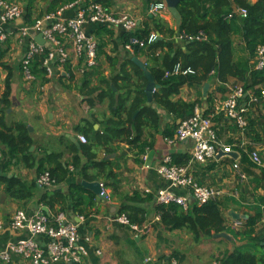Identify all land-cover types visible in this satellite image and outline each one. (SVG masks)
Wrapping results in <instances>:
<instances>
[{
    "label": "crops",
    "instance_id": "0c3cea01",
    "mask_svg": "<svg viewBox=\"0 0 264 264\" xmlns=\"http://www.w3.org/2000/svg\"><path fill=\"white\" fill-rule=\"evenodd\" d=\"M21 3L24 7L26 0H9ZM152 1L165 0H107L104 6L108 11L118 14L129 12L140 27L152 26L151 16L148 12V6ZM255 3L257 0H248ZM49 0H34L32 3L33 17L45 12L48 7ZM73 12L66 11L64 16L69 17ZM170 28L175 29L176 23L169 11L163 13L160 17ZM18 24V23H16ZM95 25H86L84 27L86 33L93 36L97 43L103 42L105 46L102 53L112 57L113 61H106L105 56L99 55L97 58V70L91 78V87L97 86L103 88L101 77L110 79L119 71V66L133 53H128L122 48L123 31L119 27L109 30L108 34L96 35ZM176 34L174 40L183 43L188 41H178ZM39 35H34V37ZM160 36L158 35V38ZM161 38V37H160ZM159 40V39H157ZM235 56L243 55L244 42L241 37L235 35L233 38ZM8 50L2 61L8 69L0 65V95L4 90V82L10 71L11 73V101L12 106L7 110L5 121L10 123L22 122L26 125L32 146L29 149L32 157L35 159L33 168L23 166L19 158L13 160L7 167L8 176H14L21 180L32 183L37 177L38 161L42 158L51 156L52 154H61L60 164L67 173L66 180L59 183L53 188L55 193H59L65 200L62 204L54 203L51 207L39 203V198L43 191L36 189L32 197L14 201L3 193V186L0 187V219L5 223L12 213L18 209L25 211L28 215L35 212H43L48 215L52 213H62L69 222L79 224V232L83 236H89L92 239V249L87 257L83 258L78 264H206L201 262L197 255L205 253V249H195L196 255L190 256L188 250L191 248L180 242L181 232L167 231L159 222L155 220V213L151 210L146 223L151 225L147 235L136 236L129 228L112 221L118 214L119 209L123 205L125 196H133L135 194L143 197L150 191L151 195L162 188L167 187V183L161 179L155 169L159 165L161 159L166 154L187 153L191 149V143L182 142L175 147H170L164 142L163 135L166 125L171 124V117L166 114L163 109H158L162 115V124L159 131L154 133L152 130L145 129L143 141L147 144L144 148L141 143L129 144L123 140H117L112 145V150L99 142V135L105 130L104 120L110 116V108L107 100H102L89 108L85 99L80 95L82 75L73 72L71 80L64 71L58 70L56 76L52 79L44 81L36 78L31 83L23 80L19 68V62L22 57L23 49L13 50L10 48V42L6 44ZM47 47V46H46ZM49 47V46H48ZM138 62L145 63L143 59H136ZM115 63H117L115 65ZM112 65V66H111ZM243 77L231 79L223 86V92L217 91L219 86L216 79L196 86H183L177 96H173V100H182L188 103H195V106L203 113L209 111V115L213 116L214 128L217 131L221 141L226 145L246 146L245 135L230 123L222 114H218V110L223 101L227 98L230 91L239 85H242ZM205 85H208L206 96L202 91ZM243 86V85H242ZM114 89V88H113ZM209 97V101H206ZM151 104V103H150ZM251 108V107H250ZM249 108V118L255 120V135H257V150L259 152L262 166L259 168L250 167L248 181L240 186L241 195L238 205L232 204L231 198L223 199L229 201V204L222 208V214L225 218V224L234 232L242 233L244 227L233 228V220L243 221V217L252 214V208L259 206L261 217L256 225L255 235L264 239V115L262 107ZM179 121V120H178ZM177 121V122H178ZM87 133V143L92 147L96 161H107V170L111 171V176L107 177L106 173L96 169H88V175L96 177L97 180H85L82 178L79 170L74 168L73 160L74 152L70 150L69 144H75L78 148L80 142L79 135L84 136ZM74 139V143L71 139ZM86 138V137H85ZM234 141L235 143H230ZM79 146H78V145ZM246 147H248V145ZM238 148H234V154L237 155ZM80 160V166L86 163V159L81 153L77 154ZM146 157V158H145ZM238 158V155L236 156ZM6 159V157H5ZM56 164H45L46 168H53ZM200 167V166H199ZM245 167V166H244ZM243 167V168H244ZM196 172V177L202 184L211 186H220L228 177L227 173H223L215 168H202ZM57 174L61 175V171L57 170ZM81 181L98 182L105 191L108 201L105 199L98 200L97 196L90 190L81 186ZM71 185H80L84 191L79 190V195L84 198L83 204L73 207L69 198V187ZM51 190V189H50ZM92 195V203H88L89 194ZM175 193L181 196H187L185 189H175ZM149 194V193H148ZM235 201V200H234ZM226 234L224 239L226 242H232V246L225 245L220 251L222 255L227 250H233L234 246L241 248L248 247L245 245L244 239L238 236L233 238L231 233ZM25 232H18L4 227L0 234V250L9 242L17 241L25 238ZM94 250L100 251L96 254ZM219 252V251H218ZM172 253L177 254V260L172 258L167 260ZM164 258V259H163ZM212 263V262H211ZM3 264V263H0ZM9 264H25L17 257ZM64 264V263H56Z\"/></svg>",
    "mask_w": 264,
    "mask_h": 264
},
{
    "label": "trees",
    "instance_id": "16d2710c",
    "mask_svg": "<svg viewBox=\"0 0 264 264\" xmlns=\"http://www.w3.org/2000/svg\"><path fill=\"white\" fill-rule=\"evenodd\" d=\"M33 1L26 0L24 7V20L30 24L43 14L54 12L74 0H49L45 12L36 17H33ZM94 1L104 6L107 5V0ZM236 7L245 9L246 16L240 17L234 13ZM176 10L180 17V23L175 29L170 28L162 19L155 17H151V28L150 26L137 27L135 33L132 34L133 36L144 39L150 32L154 31L161 37V40H156L143 48H135L133 55L121 63L119 71L114 76H111L110 79L105 77L99 79L103 88L91 87V78L95 75L97 65L82 74L80 95L83 96L88 107L91 108L102 100H107L109 103L111 114L104 120L105 130L99 135V142L105 147L109 146L108 148L111 150L112 144L117 140H126L129 144L142 142L144 148L147 145L143 141L144 130L148 129L157 133L162 124V115L159 114L158 109H163L171 117V124L166 125L167 128L163 135L172 137L177 128V121L191 117L196 107V102L188 103L172 99L173 96L179 94L180 89L185 85H202L214 78L219 84L217 91L223 92V86L231 79L243 77L244 91H252L258 95V87L264 88V68L262 70L253 69L255 50L259 45H264V0H257L255 3H250L248 0H180ZM230 14L232 17L228 18ZM96 27V35H104L106 31L109 33L105 27ZM176 34L201 35L202 38L179 43L174 40ZM132 35L123 32L121 45ZM235 35L241 37L244 42L243 55L239 57L235 56L233 42ZM104 46L105 43H98L97 58L104 54L102 53ZM7 50L6 43H0V65L6 69L8 67L2 61ZM103 56L107 62L113 61L112 57L105 54ZM42 58L43 56H39L32 61L31 71L35 78H41L44 81L45 72L42 68ZM137 58L145 61V69L152 76L155 84L152 102L148 106L145 105L147 80L144 76V70L135 60ZM175 64H180L182 68L190 67L194 70V74H171L165 77V71H170ZM63 68L64 73L72 80L73 72L69 64ZM206 98V101H209V97ZM11 106V73L9 71L4 82V90L0 95V151L2 155L0 187L3 186V193L8 198L19 201L32 197L34 191L40 188L35 184V181L27 183L20 178L8 176L7 167L13 160L19 158L26 168H33L36 162L29 152L32 141L26 125L22 122L9 124L4 120L7 116V110ZM254 107H262L264 110V104L261 101L259 104L251 106V108ZM248 113V126L245 134L251 136L255 134L256 122L249 118ZM204 115H209V111H205ZM261 117L264 119V115ZM84 136L87 140L86 132H84ZM87 141L85 144L80 143L79 148L75 144H69L70 150L76 153L73 166L80 171L83 179L97 180L96 177L88 175V169L105 172L108 162L96 161L92 151L93 146L89 145ZM230 143L235 142L230 141ZM78 153H81L86 159L83 166H80ZM60 159L61 154L58 153L38 161L37 174L47 171L50 177L54 179V186L50 188L51 190L41 189L43 193L39 198V203L43 205L51 207L54 203L62 204L65 200V197L53 191V188L64 182L67 177L66 171L60 164ZM189 159L188 152L171 155L172 163L179 166L187 164ZM52 162L56 164L53 168L45 167V164L49 166ZM240 163L242 167L245 166L243 170L248 174L249 168L254 167L243 152H241ZM213 166L208 167L210 169ZM57 170L61 171V175L57 174ZM106 175L107 177L111 176L109 169ZM79 190L84 191L80 185L69 187V200L74 208L83 204L84 201V198L78 194ZM92 198V195L89 194L88 203H92ZM241 198H243L242 195ZM262 202L264 204V199ZM228 204L229 201L223 200L210 201L202 205L191 202L188 209L184 211L176 204H157L155 196L150 193L143 197L135 194L124 197L123 205L118 214L126 215L131 224L142 226L148 219L151 212L149 208H151L159 217L160 226L170 232L185 230L191 235L194 242L213 238L222 233H231L234 239L240 236L246 240L245 245L248 247L234 246L233 250L225 251L221 259H214L212 263L264 264V246H262L264 239L255 235L256 225L261 217L260 207H253V213L243 217L242 227L244 230L242 233L234 232L233 234V231L226 226L222 214V208ZM232 204L238 205V201L232 200ZM55 214L57 212L52 213V215ZM172 258L177 260V254L172 253L167 260Z\"/></svg>",
    "mask_w": 264,
    "mask_h": 264
},
{
    "label": "built area",
    "instance_id": "2783aa9c",
    "mask_svg": "<svg viewBox=\"0 0 264 264\" xmlns=\"http://www.w3.org/2000/svg\"><path fill=\"white\" fill-rule=\"evenodd\" d=\"M66 11L73 12V15L64 16ZM167 11L164 1H152L148 6V12L153 17H160ZM24 13L25 9L21 3L0 0V43L10 42L11 49H23L19 65L26 83L36 79L31 71V63L39 56H43L41 63L46 79H52L58 70L64 71L63 67L67 64L71 71L75 70L80 75L95 67L98 43L93 36L86 33L84 29L86 25L109 29L119 27L124 33L131 35L138 27L136 19L129 12L114 14L94 0H74L54 12L45 13L40 18L34 19L31 24L25 22ZM234 13L240 17H245L247 14L245 9L238 7L234 9ZM231 17L232 14L228 15V18ZM34 35H41L49 47L38 44L34 40ZM201 38V35L177 36L178 41L188 42ZM157 39L158 34L152 31L144 39L132 35L122 46L124 51L133 53L135 48H143ZM263 68L264 45H259L253 58V69ZM171 74L192 75L194 70L175 64L170 71H165L164 76L168 77ZM258 91L259 94L255 95L252 91H244L242 85L234 87L220 105L218 114H222L234 127L236 126V129L245 134L249 107L259 104L260 101L264 104V88L258 87ZM213 116L212 114L205 116L195 107L191 117L177 122L173 136L164 138V142L170 147L182 142L191 143L188 152L190 159L183 166L173 164L170 154H166L161 159L155 171L167 183V187L154 194L157 204H176L186 211L191 202L202 205L228 198L240 200V186L248 181L240 163L241 152L255 168L262 166L259 152L253 147L236 146L238 158L231 156L234 145H226L221 141L214 128ZM78 140L81 144L87 141L83 135H79ZM219 153L222 154L220 157ZM1 158L0 151V161ZM210 165H214L212 169L228 174L220 186L201 184L196 179L195 174L200 171V167L206 168ZM35 184L40 189H50L54 186V179L45 171L35 178ZM175 189H185L187 196L178 195ZM145 192L150 193L149 190ZM100 195L106 201L109 200L103 188ZM155 220L159 222V217H155ZM112 221L129 228L136 236L147 235L151 229V225L146 222L142 226L131 224L124 214L117 215ZM5 226L13 231L25 232L27 236L7 243L0 250V262L3 264L11 263L14 257L25 264H78L92 249L91 237L81 235L79 224L67 221L62 213L48 215L38 211L28 215L18 209L12 213L6 223L0 219V234ZM242 226L241 220L232 221L233 228ZM94 252L100 254L98 250Z\"/></svg>",
    "mask_w": 264,
    "mask_h": 264
},
{
    "label": "rangeland",
    "instance_id": "374dc122",
    "mask_svg": "<svg viewBox=\"0 0 264 264\" xmlns=\"http://www.w3.org/2000/svg\"><path fill=\"white\" fill-rule=\"evenodd\" d=\"M234 128H236V126ZM254 135L251 136L249 135V137H245V138L247 142L251 143V144L247 143L249 144L248 147L249 148L253 147L256 151H258L256 148L258 147V145L256 144L257 142L255 141L258 137ZM179 232H181L180 242L182 243L185 242V245L191 248L190 250H188L190 256L196 255L195 249H199V248L205 249L204 251L205 253H202L201 255H197V256L200 257L199 259L202 260L201 262H205L206 264H211V262L214 259H221V257L223 256L222 255L223 252H221L220 249L222 247L224 248L225 245H228L230 247L233 244L232 242H226L224 239L220 240L218 237L206 238L201 240L200 242H194L191 235L187 233L185 230Z\"/></svg>",
    "mask_w": 264,
    "mask_h": 264
},
{
    "label": "water",
    "instance_id": "95a60500",
    "mask_svg": "<svg viewBox=\"0 0 264 264\" xmlns=\"http://www.w3.org/2000/svg\"><path fill=\"white\" fill-rule=\"evenodd\" d=\"M180 0H165V3H166V6L168 8V11L170 12V14L173 16V18L175 19V23H176V26L179 25L180 23V17H179V14L176 10V6L177 4L179 3ZM159 40H161V38L159 37L158 38ZM34 40L38 43V44H41V45H45V46H49L48 43H46L44 41V39L41 37V35L39 36H36L34 37ZM136 60V59H135ZM137 61V60H136ZM138 62V61H137ZM138 64L141 66V68L144 70V76L147 80V84H146V87H145V92H146V103L145 105H150V103L152 102V93L153 91L155 90V84L153 82V79H152V76L149 74L148 71H146L145 69V66L143 65V63L141 62H138ZM207 89H208V85H205L204 88H203V95L206 96V92H207ZM74 143L75 140L72 138L71 139ZM78 145V144H77ZM79 146V145H78ZM222 154L219 153V157L221 156ZM231 156L233 158H236V154L232 153ZM81 186L85 189H88L90 191H92L96 196H97V199L98 200H101L103 198V196L100 195L101 191H102V188H101V185L98 183V182H87V181H81ZM214 237H227L226 234H218V235H215ZM262 246H264V242L262 243Z\"/></svg>",
    "mask_w": 264,
    "mask_h": 264
}]
</instances>
